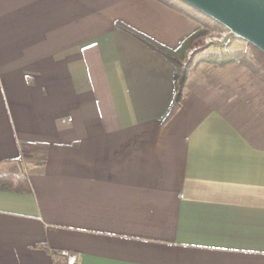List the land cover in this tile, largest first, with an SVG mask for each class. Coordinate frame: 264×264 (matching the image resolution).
Segmentation results:
<instances>
[{
    "label": "crops",
    "instance_id": "0c3cea01",
    "mask_svg": "<svg viewBox=\"0 0 264 264\" xmlns=\"http://www.w3.org/2000/svg\"><path fill=\"white\" fill-rule=\"evenodd\" d=\"M118 24L199 29L160 0H0V175L30 186L0 190V264H264V94L202 63L169 118L175 66Z\"/></svg>",
    "mask_w": 264,
    "mask_h": 264
},
{
    "label": "rangeland",
    "instance_id": "374dc122",
    "mask_svg": "<svg viewBox=\"0 0 264 264\" xmlns=\"http://www.w3.org/2000/svg\"><path fill=\"white\" fill-rule=\"evenodd\" d=\"M172 1L174 2L172 4L177 8L190 10L191 14H197L208 24L207 28H204L205 35L196 40L194 44L196 48L188 52L182 65L189 67L190 73L191 69L194 67L198 68V65L202 64L198 63V61L203 55L241 52L245 59V64L238 63L234 69L228 71H213L214 68L207 67L205 69L202 67L194 76L195 78L198 76L204 78L202 83L204 82L206 88H208L209 84L212 86L214 80H216L218 84H215V89L222 90L225 93L230 90L232 95H236L235 99H239L244 106L249 108L256 107L260 98L258 96L264 94V56L245 41L234 37L225 27L214 20L209 19L192 7H188L183 2L181 3L179 0ZM224 79H230L231 84H221L220 80ZM227 87L229 88L227 89Z\"/></svg>",
    "mask_w": 264,
    "mask_h": 264
},
{
    "label": "trees",
    "instance_id": "16d2710c",
    "mask_svg": "<svg viewBox=\"0 0 264 264\" xmlns=\"http://www.w3.org/2000/svg\"><path fill=\"white\" fill-rule=\"evenodd\" d=\"M160 1L165 2L167 5L175 9H178L184 15L188 16L189 18H191L192 20H194L199 24V29L188 39L183 41V43L177 49L174 50L168 49L160 45L159 43L153 41L152 39L136 32L135 30L127 26H124L123 24H118V26L127 33H129L130 35L134 36L140 42L145 44L148 48H150L154 52L166 58L169 62H171L175 66L177 95H176V103L174 109L171 115L169 116V118H171L178 109V105L181 101L183 89L187 81V77L190 70L189 67H184L182 64L185 62L188 52L196 48L194 45L196 43V40L205 35L204 28L206 29L208 24L204 19L200 18L197 14H191L190 10H184V9L181 10L180 8H177L175 5L172 4L173 2H171V0H160ZM250 46L258 50L253 45ZM260 53L264 56V53H262L261 51ZM198 63L211 64L219 67H226L236 63L245 64V59L243 58V54L241 52L227 53L222 55L210 54V55L201 56L199 58ZM0 190L29 193L30 186L27 180L23 177L13 176V175H0Z\"/></svg>",
    "mask_w": 264,
    "mask_h": 264
},
{
    "label": "water",
    "instance_id": "95a60500",
    "mask_svg": "<svg viewBox=\"0 0 264 264\" xmlns=\"http://www.w3.org/2000/svg\"><path fill=\"white\" fill-rule=\"evenodd\" d=\"M264 53V0H179Z\"/></svg>",
    "mask_w": 264,
    "mask_h": 264
},
{
    "label": "built area",
    "instance_id": "2783aa9c",
    "mask_svg": "<svg viewBox=\"0 0 264 264\" xmlns=\"http://www.w3.org/2000/svg\"><path fill=\"white\" fill-rule=\"evenodd\" d=\"M62 256L66 257V263L67 264H76L77 263V255L75 254H71V253H67V252H64L62 253Z\"/></svg>",
    "mask_w": 264,
    "mask_h": 264
}]
</instances>
